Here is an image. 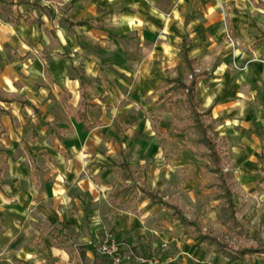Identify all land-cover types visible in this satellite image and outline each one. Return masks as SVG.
<instances>
[{
  "label": "crops",
  "instance_id": "1",
  "mask_svg": "<svg viewBox=\"0 0 264 264\" xmlns=\"http://www.w3.org/2000/svg\"><path fill=\"white\" fill-rule=\"evenodd\" d=\"M259 2L0 0V94L14 99L1 103L8 112L0 118V151L8 165L0 180V264H77V246H87L93 264L89 245L101 238L105 222L129 264L139 247L167 264H229L212 248H198L140 193L127 205L111 198L121 169L106 167L127 163L139 186L161 192L189 219L203 212L210 193L199 189L203 162L185 151L168 163L160 142L172 115L158 100L168 81L190 79L184 51L198 73H208L197 100L218 121L225 164L234 161L236 185L254 205L243 214L238 206L249 243L264 245V183H255L264 176ZM86 104L94 106L87 107L90 123H97L91 132L74 117ZM255 221L260 225L252 230ZM207 222L221 229L215 214ZM256 260L264 258L236 264Z\"/></svg>",
  "mask_w": 264,
  "mask_h": 264
},
{
  "label": "trees",
  "instance_id": "2",
  "mask_svg": "<svg viewBox=\"0 0 264 264\" xmlns=\"http://www.w3.org/2000/svg\"><path fill=\"white\" fill-rule=\"evenodd\" d=\"M264 7L263 2H259ZM31 23V22H29ZM257 45L264 44V37L257 41ZM183 61L187 66L190 79L177 78L168 81V89L165 97L160 98L158 103L162 104V111L172 115L165 135H160V142L165 149V158L169 163L172 160L181 159L184 152H188L200 159V176L204 185L200 186L201 192L210 193L205 196L206 203L202 205L203 212L194 219H189L179 205L165 201L162 193L153 191L147 187L137 184L133 168L127 164L112 163L106 168H120V178L114 188L111 198L114 204L127 205L140 193L145 200H150L153 205L166 210V219L169 223H179L183 229L184 236L194 241L198 248L208 246L214 250L216 255L228 260L229 264L245 263L255 257L264 258V245L254 240L253 244L250 234L245 230L238 217V204L236 202L235 185L230 176L225 172L224 147L225 139L217 131L218 121L214 119L212 110H202L197 100V88L203 79L208 77L207 72H197V62L190 59L186 51L182 54ZM14 99L6 98L0 94V118L7 113L1 103H11ZM69 103V96L64 98ZM86 104L75 113L74 117L80 121L87 132L93 131L97 123H90ZM71 112V107L69 106ZM160 121V117L154 118V124ZM183 144V147L180 145ZM264 172V157L258 155ZM8 165V160L3 151H0V180ZM194 168L189 163L187 169ZM130 182V183H128ZM256 185L264 183V176H258ZM215 214L220 230L215 225L207 222L209 215ZM65 248L62 243H58ZM87 246H77L79 262L87 263ZM96 260L93 264H103L102 256L95 245L92 246ZM151 256L146 249L139 247L134 250L130 258L131 264L141 263V260H150Z\"/></svg>",
  "mask_w": 264,
  "mask_h": 264
},
{
  "label": "rangeland",
  "instance_id": "3",
  "mask_svg": "<svg viewBox=\"0 0 264 264\" xmlns=\"http://www.w3.org/2000/svg\"><path fill=\"white\" fill-rule=\"evenodd\" d=\"M198 166V165H197ZM237 169V166L234 164V161L232 160H227V164H225V172H227V174L230 176V178L233 180V182L235 183L236 185V178L234 176V171ZM200 169L199 167H197V169H194V170H191V174L192 173H195V172H199ZM238 182V181H237ZM235 190H236V200L238 202V206H239V210L242 212H245L246 209L250 208L252 206V208H254V205H252L250 202L249 203H245L246 199L245 197L243 196V194L241 193V191L239 190V187H237V185L235 186ZM262 207L260 205H255V209L256 210H260ZM198 211V206L193 209L192 213L193 215L196 214V212ZM247 215L246 216H249V211L248 213H246ZM258 215V214H257ZM164 217V215H158L157 216V219H162ZM243 222H246L245 219L243 218L242 219ZM259 222L258 221H255L253 222V224H251V229L254 230L256 228L259 227ZM102 230H101V238L99 240H97L96 242L92 240V243H94V245L96 247H100V246H103L104 245V240H105V235H104V231L107 229L111 235L117 240V242L120 244L121 241H119L116 237V235L114 234V232L112 231V227L109 225V223H104L102 225ZM176 234V233H175ZM91 241V240H90ZM89 247H92L91 244L89 245ZM163 249H166V248H163ZM170 250V249H168ZM120 255V258L122 260V263L121 264H129V254L127 253V251H123L121 252ZM151 256V261L153 264H167V262L163 259H159L157 254H150ZM169 258H173V257H169ZM75 264V262H74ZM107 264H112L111 260H109L107 258ZM252 264H264V260H256L254 263Z\"/></svg>",
  "mask_w": 264,
  "mask_h": 264
},
{
  "label": "built area",
  "instance_id": "4",
  "mask_svg": "<svg viewBox=\"0 0 264 264\" xmlns=\"http://www.w3.org/2000/svg\"><path fill=\"white\" fill-rule=\"evenodd\" d=\"M104 235H105L104 245L97 247L98 252L105 258L111 260L112 264H121L122 260L119 255L120 244L107 229L104 231ZM141 263L153 264L151 259L141 260Z\"/></svg>",
  "mask_w": 264,
  "mask_h": 264
}]
</instances>
